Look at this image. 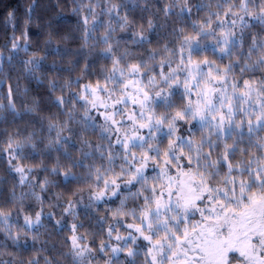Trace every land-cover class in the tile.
I'll return each instance as SVG.
<instances>
[{
  "label": "snow or ice",
  "instance_id": "snow-or-ice-1",
  "mask_svg": "<svg viewBox=\"0 0 264 264\" xmlns=\"http://www.w3.org/2000/svg\"><path fill=\"white\" fill-rule=\"evenodd\" d=\"M70 3L7 13L0 264H264V0Z\"/></svg>",
  "mask_w": 264,
  "mask_h": 264
},
{
  "label": "trees",
  "instance_id": "trees-1",
  "mask_svg": "<svg viewBox=\"0 0 264 264\" xmlns=\"http://www.w3.org/2000/svg\"><path fill=\"white\" fill-rule=\"evenodd\" d=\"M38 2L40 7L37 9V16L41 19V21L46 23L49 19L54 18L57 12H60L62 13V19L58 21L55 26L62 32L72 30L75 25L76 18L71 14L70 0H62L59 8H56L55 0H38ZM30 3L31 0H0V44L3 43L7 36L11 35V28L6 24L7 13L10 10H15L17 21L22 26L24 8ZM31 34L34 41L33 47L35 48L37 43L43 46L44 37L35 23L31 26ZM57 43L61 47H67L73 50L79 46L77 41L64 42L57 39ZM54 61L56 63H60L58 57L50 56L48 64L51 65ZM67 62L68 61L66 60L64 63L67 64ZM21 83H23V81H21ZM36 87L35 83H33L32 88L35 89ZM5 127H7V125H5ZM21 127H23V125H21ZM7 258V256L4 257V259Z\"/></svg>",
  "mask_w": 264,
  "mask_h": 264
}]
</instances>
